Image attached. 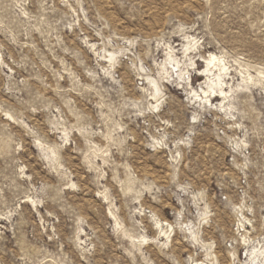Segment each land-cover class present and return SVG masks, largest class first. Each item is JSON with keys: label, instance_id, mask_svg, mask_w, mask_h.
I'll return each mask as SVG.
<instances>
[{"label": "rangeland", "instance_id": "1", "mask_svg": "<svg viewBox=\"0 0 264 264\" xmlns=\"http://www.w3.org/2000/svg\"><path fill=\"white\" fill-rule=\"evenodd\" d=\"M210 52L227 109L188 95ZM263 261L264 0H0V264Z\"/></svg>", "mask_w": 264, "mask_h": 264}, {"label": "bare ground", "instance_id": "2", "mask_svg": "<svg viewBox=\"0 0 264 264\" xmlns=\"http://www.w3.org/2000/svg\"><path fill=\"white\" fill-rule=\"evenodd\" d=\"M184 39L185 44H183L181 48L182 57L178 56L179 53L177 52L176 45H173V42L168 41L165 45V52L167 57L165 58L164 62L158 64L159 70L157 71V77L152 76L146 71L145 73H142L143 79L145 80L146 84L150 86V99H154L155 102H158L159 98L161 97V95H159V93H161V85L159 81L162 80L163 74H170V76H173L175 74L176 78H178L181 83V81L185 80V75L187 74L188 77V73H190L191 68L194 67L195 64H197V61H194V57L196 56V54L194 53V55H192L193 52L197 49L196 39L190 35H185ZM115 53L116 52L114 51L108 52L109 60L116 59ZM202 58L204 60L205 65L201 70V74L205 76V86L200 87L199 90L190 87L188 95L190 96V98H195L196 100H198L199 104L203 103V109H206L207 104L211 106L213 100L217 98H220L222 100L220 101L221 103L218 107L220 109H227L228 104L223 103V100H227L228 102L231 92L233 91V86L228 85V80L230 79L229 76L231 74L228 62H226L225 59L222 58V56H219L213 52H210L208 56H202ZM167 64H171V69L169 71L167 70ZM242 78L244 86L246 87L248 86V83H251L253 81V77L248 72H245L244 75H242ZM157 104L153 105V107H157ZM196 117L197 116L195 115V118ZM180 224L183 223L181 222ZM154 225L155 228L160 230L159 235L162 234V236L167 238L169 236L167 233L169 231H174L175 227L173 224L166 222L160 219L159 217H154ZM187 228L189 230L190 235L193 238H196L197 236L194 230V224L190 222ZM214 252L215 254L218 253V251ZM217 255L219 256V254ZM258 264H264V261L259 262Z\"/></svg>", "mask_w": 264, "mask_h": 264}]
</instances>
